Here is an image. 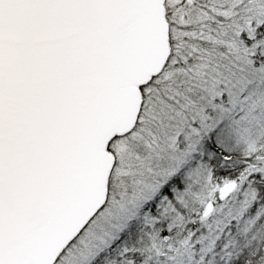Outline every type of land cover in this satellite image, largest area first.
<instances>
[{"label": "snow or ice", "instance_id": "obj_1", "mask_svg": "<svg viewBox=\"0 0 264 264\" xmlns=\"http://www.w3.org/2000/svg\"><path fill=\"white\" fill-rule=\"evenodd\" d=\"M0 264H264V0H0Z\"/></svg>", "mask_w": 264, "mask_h": 264}]
</instances>
